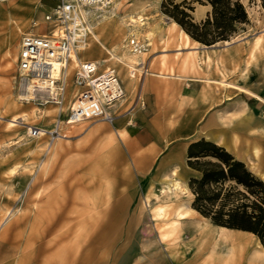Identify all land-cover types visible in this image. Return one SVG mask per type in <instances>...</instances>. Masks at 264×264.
Listing matches in <instances>:
<instances>
[{
  "label": "crops",
  "instance_id": "1",
  "mask_svg": "<svg viewBox=\"0 0 264 264\" xmlns=\"http://www.w3.org/2000/svg\"><path fill=\"white\" fill-rule=\"evenodd\" d=\"M0 1L7 11L5 15H0V40L3 46L16 48L15 41L19 38L18 54L21 36L41 31L42 18L47 9L38 15L29 0ZM257 1L260 4V0ZM209 11L210 6L200 5L195 9L196 19L203 20ZM32 21L40 23V27L33 28ZM149 34L147 39L145 33L127 38V41L135 38L144 46L140 52H134L137 54L134 62L121 59V51L115 47L125 38L108 39L102 36L100 39L104 48L96 40L95 33L88 48L77 55L82 61L95 60L99 71L114 69L124 96L111 109L114 114L111 124L95 122L79 136L58 139L50 148L47 138L41 140V144L45 142L44 146L39 147L41 157L35 159L34 166H31L34 160L30 157L28 174L19 175L17 172L15 175L3 176L19 185L30 181V185L28 206L17 212V215H10L0 229V264H76L78 244L74 232L78 229L79 215L74 200H89L88 207L95 212L100 207L101 198L111 199L114 195L112 191L109 198L97 194L95 197L94 192L87 191L82 176L89 166L109 165L112 168L110 172L115 175L116 164H129L138 168L141 180H146L154 171L155 176L150 178V184L160 180L168 182L169 187L172 184L170 181L175 180L171 171L177 169L183 176L182 188L187 189L186 180L198 174L184 165L186 150L191 142L204 138L223 147L264 182V29L250 40H247V36L237 34L227 43L219 42L211 46L201 45L192 39L185 44L183 33L175 24ZM258 36L262 42L254 48ZM107 48L111 54L106 51ZM126 49L132 52L127 44ZM86 51L88 55L83 54ZM69 66L67 102L72 100L74 94L71 84L74 66ZM138 66H145L147 73L143 74L142 68ZM132 68L137 69L133 77L129 75ZM250 68L254 69V78L251 77ZM16 110L20 112L19 115L25 112L31 114L32 111L35 115L36 111L21 106ZM57 114L58 109L46 106L41 111L44 123L37 126L51 128L54 123L51 122L55 121ZM254 148H257L256 153ZM32 172H35L33 178L28 176ZM113 177L110 179L115 181L116 177ZM61 183L64 185L61 186ZM165 193H161L162 197H166H163V201L172 200V203L183 206L188 211L185 217L189 221L203 220L218 233L223 229L226 232L252 235L215 226L192 209V198L180 203L177 197L181 193ZM186 193L193 197L190 190L182 194ZM54 197L61 200V212L57 215L52 206L39 207L44 199ZM92 197L95 200L92 201ZM8 212L9 209L0 208V216H3L0 222ZM156 220L160 221L157 225L161 226L159 230L154 226L158 233L157 239H153L154 234L149 226L144 225V236L149 239V242H144V248L156 244L158 264H193L171 253V247L160 236L165 222L162 218ZM187 221L179 222L182 229L190 225ZM186 230L188 233H184L182 240L187 243L195 237V233H191L189 228ZM147 253L144 251V263L153 258Z\"/></svg>",
  "mask_w": 264,
  "mask_h": 264
},
{
  "label": "rangeland",
  "instance_id": "2",
  "mask_svg": "<svg viewBox=\"0 0 264 264\" xmlns=\"http://www.w3.org/2000/svg\"><path fill=\"white\" fill-rule=\"evenodd\" d=\"M29 1L32 2L38 15L43 12L45 8L48 11L51 6H53L52 0ZM162 1L163 0H114L111 8L93 14L91 18L94 23V26L92 25L93 33L97 34V22L101 20L103 16H110V20L115 23H113L115 31L112 30L109 35L105 36H107L108 39L116 37H121V39L125 38V44H127V38L130 36L128 31L131 28V26H129L131 16L134 18H137L139 15L141 18L143 17L142 22H144V31L151 32L168 29L171 25H174L173 23L175 22L162 13ZM183 1L184 0H175L174 3L179 4ZM240 2L247 11L249 23L244 27L245 33L242 34L243 31H240L238 34L247 36V40H250L253 35L264 29V9L257 0H240ZM187 4L193 7L191 15L196 22H199L196 19L195 9L198 8L200 4L191 0H187ZM107 20L108 19L104 22H107ZM177 28L181 30L178 25ZM7 34L8 33L4 36L6 37ZM18 40L19 38L15 41L16 48L8 45L3 46L2 40H0V208L9 209L10 212L9 215L7 213V218L5 217V220L13 213L14 216L17 215V212L28 206L27 197L30 181L19 185L11 179H4L5 177L3 178V176L15 175L17 172L19 175L28 174L30 157H33L34 161L31 163V166H34L35 159L38 160L41 157L39 147L45 145V142L41 144V140L45 141L46 137L43 136L40 140L30 138L27 135V127L44 123L41 118V111L46 106L51 105L58 109L55 104L44 103L41 98L44 97L43 94H40L38 99L33 100L29 98L31 97L30 93H26L25 89L24 91L21 90L16 75V49ZM83 54L88 55V51ZM253 70V68L249 69L252 78L255 77L253 76ZM240 91L242 92L243 90ZM67 104L68 102L66 101L65 105ZM19 106L22 108L30 107L31 109H35V115H33V111L31 114L25 112L19 115L20 112L16 110ZM37 109L40 110L37 111ZM64 112L65 111H63V113ZM12 119L16 121L11 122ZM53 122L54 121H52L51 124ZM126 162L128 163L127 160ZM16 165L18 166L16 167ZM184 165L187 166L186 154L184 157ZM88 169L92 171L91 175L92 173L95 175L91 176L86 174ZM115 169L116 174L114 175L110 172L112 168H110L109 165L103 166L98 164L86 167L84 171L82 178L85 185L84 187L88 192H94L93 194L95 197V194H101L104 197V194L107 193L108 195L106 198H109L112 191L114 195L111 199L101 198L99 200L100 207L97 208L95 212L92 208L88 207L89 205H87V202L89 200L85 198L74 200L77 204L75 206L77 207L76 209L79 215L77 218L78 229L74 232L75 240H77L78 244V252L75 257L76 264H158V255H155L156 244L153 243L144 248V242H149V239L144 236V225L146 226L147 224L149 226L148 228L151 229V232L154 234L153 239H157L158 233L154 229V226L160 228L159 225H157L160 221H157V217L154 215L155 208H157L158 204L163 200L160 192L167 190L169 186L166 182H161L160 180L150 184V178L155 176L154 171L148 175L146 180H141L137 167L130 166L129 164L125 166L124 164H116ZM34 173L35 172H32L28 176L33 178L35 175ZM113 176L116 177L115 181L110 179L114 178ZM189 179L190 178L186 180L187 185ZM92 198L90 199L92 200ZM178 198L181 203H185L189 198H192L193 201L194 197L188 194H180ZM47 200L48 198L44 199V201L39 204V207L44 208L45 204L48 202ZM2 217L1 215L0 218ZM94 221L98 224H95ZM185 233H188L187 230ZM247 236L250 237L253 250L264 256L263 248L257 238L252 235ZM72 241L73 240H71V242ZM179 241L178 239L170 238L166 240V243L169 244L168 247H175V249H177L179 247ZM144 251H147V255H152L150 257H153L145 261L146 263H144ZM174 254L178 259L181 258L179 253Z\"/></svg>",
  "mask_w": 264,
  "mask_h": 264
},
{
  "label": "built area",
  "instance_id": "3",
  "mask_svg": "<svg viewBox=\"0 0 264 264\" xmlns=\"http://www.w3.org/2000/svg\"><path fill=\"white\" fill-rule=\"evenodd\" d=\"M53 6L43 15L42 29L37 34H23L19 41L16 72L21 90L31 88L33 100L40 94L44 103L58 107L51 128L28 126L30 138H47L48 147L58 139L79 136L95 122L114 121L111 109L123 98L124 90L114 69L99 71L95 62L82 61L77 55L88 48L93 38L92 17L95 12L111 8L114 0H52ZM33 28L40 23L32 21ZM127 46L140 52L143 44L130 38ZM74 66L71 84L72 100L66 102L68 67ZM57 66V68L55 67ZM142 73H147L145 66ZM137 70L130 69L135 76ZM44 89L46 92H41ZM30 92V93H31ZM63 107L65 116H62Z\"/></svg>",
  "mask_w": 264,
  "mask_h": 264
},
{
  "label": "trees",
  "instance_id": "4",
  "mask_svg": "<svg viewBox=\"0 0 264 264\" xmlns=\"http://www.w3.org/2000/svg\"><path fill=\"white\" fill-rule=\"evenodd\" d=\"M163 0L161 10L194 41L204 46L229 41L249 23L240 0H191L210 6L196 22L187 0ZM264 9V0H260ZM187 166L197 172L188 188L192 209L213 225L252 234L264 250V182L223 147L201 138L186 151Z\"/></svg>",
  "mask_w": 264,
  "mask_h": 264
},
{
  "label": "bare ground",
  "instance_id": "5",
  "mask_svg": "<svg viewBox=\"0 0 264 264\" xmlns=\"http://www.w3.org/2000/svg\"><path fill=\"white\" fill-rule=\"evenodd\" d=\"M3 6H4L3 4H0V15H2V16L7 13L6 9ZM142 18H141L140 15L137 18H134L132 16L130 17L129 26H131V28L128 31L130 36L132 35V36L138 37L139 35L144 34V33H145L146 39H147L148 36H150L149 31H144V22H142ZM106 19H108L107 22H104ZM110 19H111L110 16H103L102 19L99 20L97 22V25H96L97 34H96L95 38H96V40H98V42L104 48H105V46L102 43L100 38L102 36L109 35L112 30L115 31V29H114V24L115 23H114V21H111ZM173 24H175V23H173ZM181 31H182L183 36L185 38V44H187L188 41L191 38L182 29H181ZM180 40L182 41V39H180ZM225 43H227V42H225ZM260 43H261V37L258 36L255 39V41H254V45H253L254 48L258 47ZM115 47L118 48L121 51V59L124 58L128 62L136 61L137 54H135L134 52H130L128 49H126V44H125L124 40H121L119 43L115 44ZM106 51L110 52V54H111V51L108 48H107ZM118 58L120 59V57H118ZM118 61H121V60H118ZM55 67L57 68L56 65H55ZM68 70L70 71V66L68 67ZM228 84H230V83H228ZM28 90H29V92H27V93H30L31 92V88L29 87ZM25 91H26V88H25ZM41 92H46V91L44 89H41ZM30 94H31V97H29V98L33 99L34 98L33 97V92H31ZM66 97H67V93H66ZM66 101H67V98H66ZM70 101H71V99H69L68 103ZM15 121H16L15 119L11 120V122H15ZM254 152L255 153L257 152V148H254ZM91 172L92 171L88 169L86 174L91 175ZM171 172H172L171 174L175 177V180H174V182L170 181V182H172V184H169V185H171V187H168L167 191L164 190L163 193L167 192L169 194H171V193H176V194L177 193H181L182 194V193H185V192H189V190H187L188 188L187 189L186 188H182V186H183V185H181L182 184V179H183L182 174L179 173V171L177 169H173ZM94 175L95 174L92 173L91 176H94ZM76 182H78V181H76ZM62 184L63 183H61L60 185L62 186ZM58 192H59V190H58ZM160 193H162V192H160ZM107 195H108L107 193L104 194V197L105 196L107 197ZM169 196H171V195H169ZM172 196H175V195H172ZM163 197H161V198H163ZM175 197H177V196H175ZM164 198H166V197H164ZM157 199H158V196H157ZM47 201L48 202L45 204L44 207H48V206L51 207L52 206L54 208V214L55 215H57V214H59V212H61V210H60L61 209L60 208L61 207V204H60L61 200L60 199H58L57 197H54V198H51V199L48 198ZM92 201H93V198H92ZM178 202H179V200H178ZM180 203H181V201H180ZM182 207L183 206H179V205H176V204L172 203V200H171V202H167L166 201V202L161 203L160 205H158L157 208H155V214L154 215L157 218H162V220L165 222L164 227H162L161 230H160L161 238L163 240H165V241L167 239H170V238L171 239L180 240L179 241V247L177 249H175V247H171L170 248L171 249V253H179L180 256H181L180 259H183V258L184 259H188V262H192L193 264H264V256L262 254H260V253H258V252L253 250V247L251 245L250 237H248L245 234L226 232V231H223V229H221V231H219V233H218L214 229L209 228L208 224L205 221H203V220H199V219L197 220L196 219V220L189 221L185 217L186 215H188V211L183 209ZM9 214H10V212H8V215ZM48 220H50V219H48ZM5 221L6 220L4 218V220H2L0 222V228L4 224ZM181 221L189 222L190 225L188 227H186V229L189 228V231H191V233H195V237L192 238L190 240V242L184 243L183 240H182L186 229H182V226L179 225V222H181ZM94 223H95V221H94ZM95 224H98V223H95ZM157 229H160V228H157ZM159 242H161V241H159ZM263 254H264V250H263Z\"/></svg>",
  "mask_w": 264,
  "mask_h": 264
}]
</instances>
